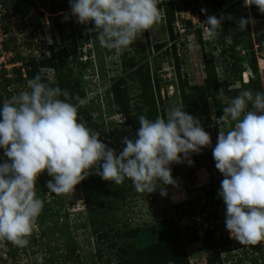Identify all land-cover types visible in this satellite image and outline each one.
I'll return each mask as SVG.
<instances>
[{
  "label": "rangeland",
  "instance_id": "obj_1",
  "mask_svg": "<svg viewBox=\"0 0 264 264\" xmlns=\"http://www.w3.org/2000/svg\"><path fill=\"white\" fill-rule=\"evenodd\" d=\"M34 1L42 11L41 19L44 25L40 28L31 25L29 20L22 18L19 14L2 19L0 10V41L5 42L9 47L7 52L0 49V74L4 70L5 76H10L11 67L17 66L20 67L23 78L30 75L33 79L36 75H40L41 79L46 78L45 82L53 84L55 82L53 69L40 65L50 56L48 47L52 46L56 54L65 52L68 67L86 91L83 98L86 102H89L91 98L95 99L96 96H99L100 100L104 91L112 84L111 78L122 77L128 85L129 116L132 122L128 121V116L124 113L112 111L111 116L114 117L113 120L116 123H113V126L103 123L105 125L102 128L104 136L100 138L118 154L125 146L122 142L123 138L135 137L136 130L140 127L138 117L144 114L143 110L139 111L141 88L138 81L128 79L131 75L130 70L120 68L119 52L109 50L110 52L107 53L108 49L100 46L96 33L87 31L94 27L92 23L85 25L76 22V17L71 15L69 0ZM196 1L209 5V2L213 0H158L160 21L152 25L151 29L137 33L134 42L124 50L127 56H133L137 60V66L142 62H147L150 76L156 78L159 86L161 103H157V110L164 118H167L173 108H181L175 78L177 66L187 86L203 83L205 71L202 49L205 52L211 51L216 59L215 68L222 89L226 80L228 89L238 90V94L237 92L222 93L221 100L225 106L242 90H251L253 94L257 91L264 92V47L262 51H259L254 43L252 48L257 68L256 74L253 73L249 64L251 53H249L248 41L243 40L235 47V51L239 53L237 58L242 70L239 81H234L232 75H227L224 71L225 65L220 62L219 49H212L215 43L214 37L207 35V25L202 24L208 15L219 17L221 14L227 15L239 9L244 10L243 14L251 16V6L245 7L243 0H215L223 1V5L200 17L196 11ZM169 2L172 4L176 17L173 24V40L169 38L166 30ZM59 15L62 18V35L54 25L55 17ZM66 16L69 17L67 20L64 19ZM185 21H188L190 25L188 26ZM254 26L255 24L249 25V30L253 31ZM260 31L264 34V22ZM48 38H51V44L48 43ZM156 46L158 48H155ZM15 55H19L22 59L12 61ZM175 55L178 58L177 61ZM79 58L81 61L89 59L92 64L83 76L78 63ZM251 77L254 79L251 80ZM256 78L258 84H256ZM28 81L26 79L22 83H11L5 91L0 85V104L18 95L22 90H28ZM241 84L246 86L243 87ZM101 100L99 113L92 115L101 114V120L96 119L97 123L111 119V116L104 114V100ZM210 109L212 123L204 127V130L210 134L214 147L220 126L216 123L217 119L213 118L211 105ZM228 124L234 125V122L229 121ZM209 149L211 148L206 147L202 152ZM197 156L198 154L195 153L191 155L193 161L191 165L186 161L170 165L171 168L174 167L181 173H190L191 177L188 176L177 187L166 186L168 192L166 197H162L159 190L148 194L139 193L135 191L131 180L127 178L119 185L103 179L96 182L97 178L101 177L95 174L89 175L87 179L75 185L72 192L53 197L51 192L45 189L46 176L49 175L46 170L42 171L44 175L38 174L34 183L36 195L43 201L42 211L33 230L38 237V245L31 249L20 250L15 260H7L6 264H37V256L43 257V264H50L47 262L50 258L54 264H112L117 260L116 253L121 245L133 252L155 243L159 238L156 234L159 227L158 220L175 216L174 206L177 204L188 203L191 207L197 208L198 212L216 209L225 214V204L218 195L223 175L217 169L215 178H212L207 169L208 166L202 163ZM4 159L7 158L3 155V149H0V162ZM48 179L52 177L49 176ZM83 182H86L84 187L81 185ZM212 186L215 193L205 194V190H209ZM60 200H63L64 204L58 207L57 203ZM87 206L88 210L87 208L85 210ZM63 212L67 213L66 235L69 234L77 244L75 254L78 256V261L61 259L60 254L65 252L66 242V235L63 232L48 233V228L54 222L57 226H61L64 221L61 215ZM40 216H42V222L39 221ZM262 242L264 244V240ZM243 248L247 252L246 258L241 254ZM185 250L189 264H205L206 256L212 252L202 250L198 245L188 246ZM231 254L232 259H224L222 264H235L239 257L244 258L239 264H254L252 261L254 254L250 252L247 245L239 243L237 248L232 249ZM4 259H6L5 255L0 254V264Z\"/></svg>",
  "mask_w": 264,
  "mask_h": 264
},
{
  "label": "clouds",
  "instance_id": "obj_2",
  "mask_svg": "<svg viewBox=\"0 0 264 264\" xmlns=\"http://www.w3.org/2000/svg\"><path fill=\"white\" fill-rule=\"evenodd\" d=\"M69 5L76 22L94 25L87 31L96 33L100 46L117 52L161 19L158 0H69ZM243 5H255L264 14V0H243ZM225 19L233 17L208 15L202 23L207 35L216 36ZM255 23L252 16H242L237 28L244 31ZM225 43L231 44V38ZM27 89L0 104V149L7 158L0 162V241L28 245L43 208L34 183L44 170L52 177L46 187L56 195L72 192L95 174L117 185L127 178L139 193L159 190L166 197V186H178L170 165H191V155L206 147L223 175L218 195L230 237L252 246L264 240V92L242 90L223 107L214 147L200 119L176 107L167 118L140 115L135 137H124L117 154L78 118L85 100L69 102L67 90L50 86L40 75L27 82ZM36 260L43 264L42 256Z\"/></svg>",
  "mask_w": 264,
  "mask_h": 264
},
{
  "label": "trees",
  "instance_id": "obj_3",
  "mask_svg": "<svg viewBox=\"0 0 264 264\" xmlns=\"http://www.w3.org/2000/svg\"><path fill=\"white\" fill-rule=\"evenodd\" d=\"M67 1V0H66ZM197 14L202 17L205 13H210L216 7L222 6L223 1H211L209 5L204 3L201 4L198 1L195 2ZM62 6H60L61 8ZM64 7V6H63ZM201 9H206V12H202ZM0 10L2 12L1 18L5 19L12 15L19 14L22 18H25L31 22V25L36 28H40L44 25L41 17L42 11L40 10L38 4L34 0H0ZM251 16L255 19L257 23L253 27V31L249 30V25L246 26L247 29L241 31L237 28V21L240 17L247 18L248 15L243 14V9L235 10L230 13L233 17L232 20L225 19L218 34L214 36V46L212 49H219L218 55L221 58L220 62L223 63L225 73L232 75V80L239 81L240 62L238 61V52L235 51L237 47L243 40L248 41L249 53H251V59L249 60L250 68L253 73H257V68L255 65L254 51L252 50L254 43L257 45V50L262 51L264 47V34L260 31V27L264 22V14H261L258 8L254 5L251 6ZM168 20L166 21V30L170 39L173 40V24L176 19L174 10L172 9V4L168 3ZM54 25L58 29V32L62 35V18L61 16L55 17ZM188 26L190 23L185 21ZM231 38L232 43L226 44V38ZM253 39V40H252ZM216 45V46H215ZM174 47V46H173ZM105 48V47H104ZM155 48H158L156 46ZM1 51L7 52L9 47L5 42L0 41ZM106 49V48H105ZM107 50V49H106ZM50 56L44 59L40 65L43 67H50L54 71L55 82L50 86H59L63 90H67L69 93V102L76 103L75 97L83 99L85 96V90L80 86L79 82L73 76L71 68L68 67L66 63L65 52H56L52 49V46L48 47ZM113 51V50H111ZM203 53V66L205 71V77L202 84L198 85H188L182 75L180 74L179 67L175 69L176 86L179 93L180 105L182 110L188 112L191 115L196 116L200 119L203 127H208L212 123V115L210 105L213 110V118L218 119L219 116L223 114V101L221 100L222 93H236L238 90L228 89V84L220 86V79L217 75L214 58L211 51ZM109 49L107 53H109ZM237 54V55H236ZM81 56V54H79ZM120 57V68L122 70H130L131 75L128 79L138 81V85L141 88L139 103L141 108L139 111H144V116L150 120H154L156 117H161L157 110V103H161L159 95V86L157 84L156 78L150 76L149 68L147 62H142L137 66V60L133 56H127L126 51L119 52ZM22 58L19 55H15L11 60L18 61ZM175 60L178 58L175 55ZM78 63L80 64L82 76L85 74L88 68L92 67L91 61L89 59L81 61L79 58ZM134 68V69H133ZM132 69V70H131ZM10 76H5L4 70L0 74V85L5 91L6 88L11 83H22L26 79L31 80L29 75L27 78H23L20 67L12 66L10 69ZM155 76V74H154ZM46 79V78H45ZM45 79H42L45 81ZM251 80L254 78H250ZM258 79L256 78V84H258ZM112 84L108 89L102 94L103 111L104 114L108 116L112 115V111L115 113H124L128 116V121L131 123L132 120L129 116V101L130 97L128 94V85L123 80L122 77L111 78ZM245 87V84H241ZM61 99L64 97L61 96ZM99 96L95 99L91 98L89 102H86L82 107L78 108V118H82L86 127L99 133L98 139L104 136L102 128L105 127L103 123L107 126H113L116 123L111 119L106 122L101 121L96 122V119L101 120V114L93 115V113H99L101 102ZM249 109L251 107L249 106ZM163 113V109H161ZM161 118H164L163 116ZM124 147V146H123ZM194 155V153L192 154ZM202 163L206 164L208 167L209 174L212 178H215L217 174V169L215 167V161L212 156V149L200 152L197 156ZM209 164V165H208ZM44 174L41 172V176ZM172 176L177 180L178 185L185 181V179L190 176V173H181L176 168H172ZM47 181L49 176H46ZM87 179V177H86ZM101 178H97L96 182ZM86 181V180H85ZM86 182L81 185L84 187ZM168 185L167 187H170ZM47 187H45L46 189ZM87 193V192H86ZM214 194L215 190L210 187L209 190H205V194ZM52 194V193H51ZM53 197L56 194H52ZM87 196V195H86ZM64 204L63 200H60L57 205L58 207ZM88 210V206L85 210ZM173 217H164L159 221V227L156 230V234L159 236L158 240L144 247L139 251H128L127 247L119 246V251L116 253V262L112 264H189V259L186 256V250L188 246L198 245L202 250L212 251L205 258V264H222L224 259H232L231 251L233 248H237L239 242L234 238L230 237L228 230L225 228V214L223 212H218L216 209H211L208 212H203L195 207H191L188 203L177 204L174 206ZM62 217L64 221L61 226H57L56 222L53 223L51 227L48 228L49 234H54L55 231L63 232L66 235V219L67 213L63 212ZM40 219V220H39ZM38 220L43 221L42 216ZM83 227V224H82ZM44 233V232H43ZM29 243L26 247L14 246L11 242L6 240L0 241V254L5 255L6 259L2 261V264H6V261H14L16 255L20 250L31 249L38 245V237L33 231L31 235L27 238ZM65 252L60 254L62 260H74L78 261V256L75 254L77 249V244L72 237L66 235L65 239ZM263 242H259L257 245H247L251 253L254 254L252 261L254 264H264V251ZM246 249L241 250V254L246 258ZM223 254V255H222ZM57 257V256H56ZM239 257L235 264L241 263L244 258ZM48 263H52L53 260L47 259ZM47 264V263H45ZM54 264V263H52Z\"/></svg>",
  "mask_w": 264,
  "mask_h": 264
},
{
  "label": "built area",
  "instance_id": "obj_4",
  "mask_svg": "<svg viewBox=\"0 0 264 264\" xmlns=\"http://www.w3.org/2000/svg\"><path fill=\"white\" fill-rule=\"evenodd\" d=\"M84 60H85V59H84ZM84 60H83V61H84Z\"/></svg>",
  "mask_w": 264,
  "mask_h": 264
},
{
  "label": "bare ground",
  "instance_id": "obj_5",
  "mask_svg": "<svg viewBox=\"0 0 264 264\" xmlns=\"http://www.w3.org/2000/svg\"><path fill=\"white\" fill-rule=\"evenodd\" d=\"M245 75V74H244Z\"/></svg>",
  "mask_w": 264,
  "mask_h": 264
}]
</instances>
